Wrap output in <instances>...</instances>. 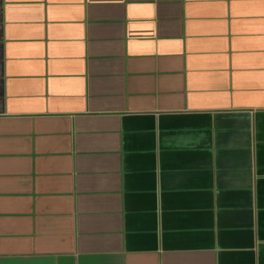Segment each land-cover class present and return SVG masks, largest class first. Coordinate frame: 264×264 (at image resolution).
I'll list each match as a JSON object with an SVG mask.
<instances>
[{"label":"crops","instance_id":"1","mask_svg":"<svg viewBox=\"0 0 264 264\" xmlns=\"http://www.w3.org/2000/svg\"><path fill=\"white\" fill-rule=\"evenodd\" d=\"M0 264H264V0H0Z\"/></svg>","mask_w":264,"mask_h":264}]
</instances>
